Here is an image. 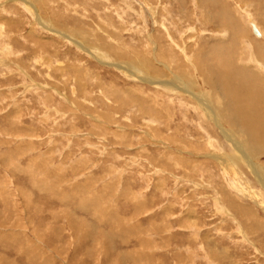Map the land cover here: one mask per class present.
<instances>
[{
	"label": "rangeland",
	"instance_id": "1",
	"mask_svg": "<svg viewBox=\"0 0 264 264\" xmlns=\"http://www.w3.org/2000/svg\"><path fill=\"white\" fill-rule=\"evenodd\" d=\"M178 1L0 0V264H264L254 173L188 94L148 82L248 118L252 146L216 111L264 178V74L239 66L249 39L264 65L245 14L264 32V0Z\"/></svg>",
	"mask_w": 264,
	"mask_h": 264
},
{
	"label": "bare ground",
	"instance_id": "2",
	"mask_svg": "<svg viewBox=\"0 0 264 264\" xmlns=\"http://www.w3.org/2000/svg\"><path fill=\"white\" fill-rule=\"evenodd\" d=\"M25 1V0H24ZM178 1V0H177ZM180 1V0H179ZM178 1V2H179ZM181 2V1H180ZM179 2V3H180ZM244 5V4H243ZM246 7V6H245ZM243 7V9L245 8ZM248 7V6H247ZM36 8V7H35ZM242 8V7H241ZM28 9V8H27ZM243 11V10H242ZM222 12V11H221ZM206 14V13H205ZM245 14L248 15V22H250V26L252 28V31L253 33L260 37V36H263V30H261V28L259 27V25L255 24V20L252 19L251 17V13L249 12V10H247L245 8ZM246 16V15H245ZM247 18V17H246ZM255 28L256 32L253 30V27ZM165 27V26H164ZM168 29V28H167ZM231 30V29H230ZM166 31V30H165ZM234 33V32H233ZM231 34V33H230ZM239 34V33H238ZM64 36V35H63ZM233 36V35H232ZM241 36V35H240ZM239 37V35H238ZM67 38V37H66ZM239 40V38H237ZM255 40V39H254ZM241 42V45H243L244 47L247 46L249 48H251V54H250V59H251V62L248 61V64L250 63V65H246V66H243V65H239L241 67H244L245 70H249V66L251 65H254L253 67L256 66V70H258V73H261V74H264V65L262 63H260L259 59L254 55V52H253V48H252V44L249 42L248 40H239ZM178 45V43H175ZM179 46V45H178ZM256 46V45H255ZM183 47V46H182ZM242 47V46H241ZM255 48V47H254ZM260 49H258L259 51ZM161 51V48L158 49V52ZM183 51V49H182ZM256 51V50H255ZM257 51V52H258ZM6 52L8 53L9 50L6 49ZM261 52V51H260ZM235 55V54H234ZM258 55H259V52H258ZM261 55H262V52H261ZM236 56V55H235ZM233 57V56H232ZM231 55H230V58H232ZM259 57V56H258ZM235 58V57H234ZM237 58V57H236ZM233 59V58H232ZM231 59V60H232ZM224 60V59H223ZM230 61V60H229ZM223 62V61H222ZM238 63V62H237ZM247 64V63H246ZM55 67V66H54ZM116 67L119 69H121L122 67L119 66V65H116ZM165 67V66H164ZM62 68V67H61ZM228 68V67H227ZM60 70V69H59ZM62 70V69H61ZM126 73H128L129 75L133 76L135 75V73L130 69H125ZM263 71V72H262ZM63 72V71H62ZM136 76V75H135ZM148 77V76H147ZM144 79V78H142ZM147 79V78H146ZM216 79V77H215ZM79 80V79H78ZM148 80V79H147ZM147 80H144V81H147ZM207 80V78H206ZM151 81V82H150ZM212 81V80H211ZM216 80H214L212 82V86L213 88L215 87L216 90H217V85H216ZM150 83H157L156 86L160 87V88H166V89H171V90H175V93L178 94V93H186L190 96V99H191V103L193 104V108L194 109H199V113L202 115V117H205L206 119H209V120H212L213 123L216 125V127L218 128V130L220 131L221 135L223 136L224 140L227 142L228 145H230L233 150V152L235 153V156L238 154L239 157L241 158V160L248 166V168H250V171H252V173H254L255 175V178L257 180V182L261 185V187L264 189V178L261 177L260 175L258 176L257 173L255 172L254 170V165L250 159V157L248 156L247 152L243 149V146L240 145L237 140L235 138H233V136L230 135V133L228 132V130H226L220 123L219 121V117L217 115V112H218V109L222 112L221 114L223 115V117L226 119L227 122L230 123V125L232 126V129H234L237 133H241L244 135V137H246L245 140H249V142L247 141V144L250 146H252L253 144L256 145V140L254 139H251V137H253L251 134V131H250V128L252 129V127H248V124H247V121L249 122V119H241L240 121L239 120H236L237 116L234 115V110H232L231 108H229L228 106H225L224 104L223 105H218L216 103V100L218 99L219 96H216L214 97L213 99H211L212 101V105H209L208 103H206V101L204 99H202V97H200L199 95H195V94H192L190 93L187 88L185 89L183 86L180 87V86H177V87H167L166 82H161V81H156V80H151L149 79ZM264 83V82H263ZM175 84V83H173ZM160 85V86H159ZM165 85V86H164ZM220 85V84H219ZM185 86V85H184ZM210 86V85H209ZM263 86V87H262ZM262 86L260 87L259 91L260 93H263L264 94V84H262ZM221 88V87H219ZM224 89V88H222ZM221 90V89H220ZM258 91V92H259ZM259 94V93H258ZM221 95V94H220ZM244 95V94H243ZM250 96H253L251 99L253 100V105L254 107L256 108V110L258 111L259 109H261V112L264 113V100L262 101V98L258 99V96H255V93L254 95L250 94ZM223 98V97H222ZM259 100V101H258ZM190 101V100H189ZM193 101V102H192ZM226 102V101H225ZM262 102V103H261ZM220 103V102H219ZM237 103V102H236ZM252 105V104H251ZM237 107V105H236ZM249 109V108H248ZM263 110V111H262ZM143 111V110H142ZM217 111V112H216ZM220 114V113H219ZM236 114V113H235ZM245 114V113H244ZM249 114V113H248ZM254 115V113H252ZM246 115V114H245ZM244 115V116H245ZM249 116V115H248ZM263 116V115H262ZM247 117V116H246ZM247 120V121H246ZM257 120V119H256ZM261 121V120H260ZM259 121V122H260ZM264 122V121H263ZM254 124V123H253ZM259 128V127H258ZM200 138V137H199ZM222 138V137H221ZM210 139V138H209ZM213 139V138H212ZM243 141V140H242ZM216 142V141H215ZM256 142V143H255ZM214 143V142H213ZM245 144V142H244ZM218 145V144H217ZM257 147V146H256ZM254 148V147H253ZM256 149V148H255ZM254 149V151H255ZM257 149H260L257 147ZM218 150V149H217ZM258 152L260 153L261 151L258 150ZM210 155V153H209ZM208 155V156H209ZM226 154L224 153H221V155H217V154H213L211 156L214 157V159H216V161L218 162V165H221L226 176L227 174L229 173V171H232L234 170V174L232 173V177H230V175L228 177H230L231 179H229L230 181L228 182V185H229V191H234V192H237L239 193L240 195L248 198V199H251L253 200L254 203H256L257 206H261L262 205V200L261 197L262 196V192L261 191H254V189H252V191L250 193H248L247 191V187H241V185L239 184V181L240 178L237 177V171L235 170L236 169V161H234V154L233 156L234 157H226L225 156ZM214 160V162H216ZM217 164V163H216ZM220 166V167H221ZM234 166H235V169H234ZM221 171V170H219ZM236 171V172H235ZM223 174V173H221ZM235 175V176H234ZM227 179V178H226ZM238 179V180H237ZM228 180V179H227ZM226 182V181H225ZM228 188V187H227ZM246 192L248 194H246ZM234 196V195H232ZM239 197V196H238ZM239 200V199H238ZM262 207V206H261ZM263 208V207H262ZM239 210V209H238ZM241 212V211H240ZM243 213V212H242ZM241 213V214H242ZM239 214V213H238ZM251 218V217H250ZM256 218V217H255ZM252 229V228H251ZM243 231V230H242ZM244 235H247V233H244ZM245 239V237H244Z\"/></svg>",
	"mask_w": 264,
	"mask_h": 264
},
{
	"label": "water",
	"instance_id": "3",
	"mask_svg": "<svg viewBox=\"0 0 264 264\" xmlns=\"http://www.w3.org/2000/svg\"><path fill=\"white\" fill-rule=\"evenodd\" d=\"M253 27V26H252ZM253 30L256 32L255 28L253 27Z\"/></svg>",
	"mask_w": 264,
	"mask_h": 264
}]
</instances>
